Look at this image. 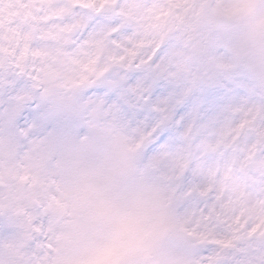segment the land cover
I'll use <instances>...</instances> for the list:
<instances>
[{
    "label": "clouds",
    "instance_id": "1",
    "mask_svg": "<svg viewBox=\"0 0 264 264\" xmlns=\"http://www.w3.org/2000/svg\"><path fill=\"white\" fill-rule=\"evenodd\" d=\"M0 264H264V0H0Z\"/></svg>",
    "mask_w": 264,
    "mask_h": 264
}]
</instances>
